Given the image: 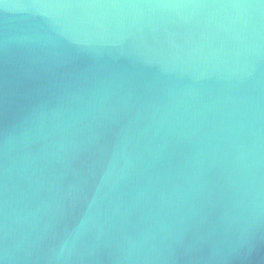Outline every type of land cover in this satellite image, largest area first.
Returning <instances> with one entry per match:
<instances>
[{
  "label": "water",
  "instance_id": "water-1",
  "mask_svg": "<svg viewBox=\"0 0 264 264\" xmlns=\"http://www.w3.org/2000/svg\"><path fill=\"white\" fill-rule=\"evenodd\" d=\"M0 264H264V0H0Z\"/></svg>",
  "mask_w": 264,
  "mask_h": 264
}]
</instances>
